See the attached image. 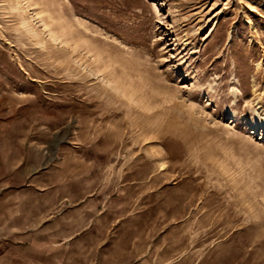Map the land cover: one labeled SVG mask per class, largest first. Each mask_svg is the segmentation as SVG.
Listing matches in <instances>:
<instances>
[{"label":"rangeland","instance_id":"rangeland-1","mask_svg":"<svg viewBox=\"0 0 264 264\" xmlns=\"http://www.w3.org/2000/svg\"><path fill=\"white\" fill-rule=\"evenodd\" d=\"M0 264H264V0H0Z\"/></svg>","mask_w":264,"mask_h":264}]
</instances>
